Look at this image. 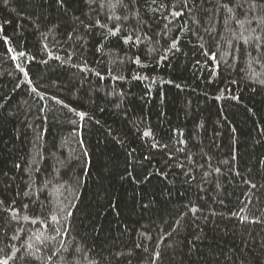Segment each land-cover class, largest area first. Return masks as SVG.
I'll return each mask as SVG.
<instances>
[{
    "label": "trees",
    "instance_id": "trees-1",
    "mask_svg": "<svg viewBox=\"0 0 264 264\" xmlns=\"http://www.w3.org/2000/svg\"><path fill=\"white\" fill-rule=\"evenodd\" d=\"M3 261L264 264V0H0Z\"/></svg>",
    "mask_w": 264,
    "mask_h": 264
},
{
    "label": "snow or ice",
    "instance_id": "snow-or-ice-1",
    "mask_svg": "<svg viewBox=\"0 0 264 264\" xmlns=\"http://www.w3.org/2000/svg\"><path fill=\"white\" fill-rule=\"evenodd\" d=\"M58 2H59V0H58ZM136 2V0H133V3H135ZM156 2V0H152V3H155ZM187 5L185 4V7H186ZM253 7H255V3H253ZM173 15H182V13H179V12H177V13H173ZM111 18V17H110ZM119 19V18H118ZM110 34H112V35H115V32H111ZM127 39V38H126ZM173 47H175V42H173V45H172ZM21 55H23V54H21ZM79 115L81 116V117H83L85 114L84 113H79ZM144 135H149V133L148 132H145L144 133ZM216 171H219V169H217ZM193 211H195V209H193ZM241 211H243V209H241ZM233 215H238L237 213H234ZM240 220H241V222H244V221H246L247 220V217H244V216H240ZM0 264H7V261H3V262H0Z\"/></svg>",
    "mask_w": 264,
    "mask_h": 264
}]
</instances>
